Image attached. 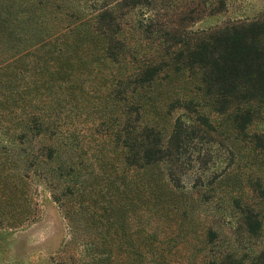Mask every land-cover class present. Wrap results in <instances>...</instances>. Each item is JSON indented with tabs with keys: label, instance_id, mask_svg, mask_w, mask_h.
<instances>
[{
	"label": "trees",
	"instance_id": "obj_1",
	"mask_svg": "<svg viewBox=\"0 0 264 264\" xmlns=\"http://www.w3.org/2000/svg\"><path fill=\"white\" fill-rule=\"evenodd\" d=\"M74 1L0 0V107L5 102L17 104L15 98H18V143L21 144L23 139L39 134L48 126L33 113L38 107L34 97L39 91L67 92L77 87L73 81L86 68L97 70L105 63L130 64L129 71L127 67L116 69L109 79L115 100L125 103L126 108L123 117L113 118L111 124L117 127L114 139L122 138V145L129 153L123 158L126 168L147 177L144 204L150 229L143 250L139 244L130 243L126 257L117 258L108 223L100 234V244L88 248L87 259L76 261L68 256V263L61 260L60 264H181L182 261L183 264H264V248L251 257L239 252L240 243L215 252L212 247L216 246V233L212 228L207 227L199 237L190 234L187 228L183 230L181 217L185 219L187 212L180 197L186 186L177 174L181 171L179 155L183 152L182 137L188 141L195 137V132L176 118L166 135L162 132L163 125H159L161 119L142 123L140 118L142 106L158 93L157 87L168 84L172 89L171 84H176L173 91L179 96L169 101L168 109L181 103L209 129L207 114L200 112L203 106L189 97L193 94L213 104L212 112L229 111L231 126L246 135L253 115L264 104V12L251 20L194 28L192 25L199 19L197 5H184L183 10L175 7L168 20L162 21L158 16L166 14L160 13L158 7L172 6L173 0L112 3L90 0L84 7ZM140 6L150 14L139 12L132 22L124 18L128 10ZM220 7L222 2L210 8V13ZM29 68V77L24 81L23 75ZM40 102L45 108L47 104L42 99ZM251 143L256 152H264V131L252 134ZM51 156L49 151L47 158ZM75 164L79 167L80 162ZM73 165L74 162L66 161L57 169L62 167L60 173L65 176L73 171L80 173ZM98 178V175L92 178L94 183H98ZM257 180L252 189L254 198L261 201L264 185ZM119 183L114 186L115 197L111 199L116 207L112 205L111 210L124 214L119 198L125 197L128 206L134 205L142 188L134 181H126L125 185L123 178ZM195 186L192 183L189 187ZM73 193L65 190L61 194ZM201 201L207 200L203 197ZM231 202V209L239 218L237 230L256 235L261 226L260 211L254 210L257 203L248 204L236 197ZM25 205V202L21 204ZM24 210L19 215H26ZM64 213L73 225L70 221H77L79 208L74 211L67 208ZM27 220L26 215L18 225ZM207 246L209 251L198 262L193 261L192 256ZM187 250L191 252L190 258L180 256L186 255ZM175 255H179L178 259H174Z\"/></svg>",
	"mask_w": 264,
	"mask_h": 264
},
{
	"label": "rangeland",
	"instance_id": "obj_2",
	"mask_svg": "<svg viewBox=\"0 0 264 264\" xmlns=\"http://www.w3.org/2000/svg\"><path fill=\"white\" fill-rule=\"evenodd\" d=\"M89 1L75 0L74 3L84 7ZM221 2L222 7L210 13V8ZM172 4L174 6L158 7L160 13L166 14L159 15L158 19L168 20L175 7L183 10L184 5H197L195 11L199 19L192 25L194 28L251 20L264 12V0H173ZM139 12L145 16L150 14L140 6L128 10L124 18L132 22ZM129 65L105 63L97 70L86 68L73 81L77 83L76 88L59 94L55 89L51 93L39 91L34 97L38 107L33 113L48 126L39 134L26 137L21 144L18 143V98H15L17 104L5 102L4 107H0V264H60L61 260L68 263V256L76 261L87 259L88 248L100 244V234L105 232L108 223L117 258L126 257L130 243L144 249L150 229L144 204L147 177L126 168L123 158L127 149L122 145V138L114 139L117 127L111 124L113 118L123 117V108H126L125 103L115 100L109 79L116 69L127 67L129 71ZM30 71L26 69L24 81ZM175 85L171 84L172 89L168 84L157 87L158 93L142 106L140 118L142 123L161 119L159 125H163L162 132L166 135L176 118L184 126L189 124L195 132V137L188 141L182 137L183 152L179 155L181 171L177 174L186 186L180 197L181 206L187 212L185 219L181 217L182 228L199 237L210 227L216 233V246L212 251L240 243L239 252L244 251L251 257L264 248V199H255L252 189L257 179L264 185V152H256L251 143L252 134L264 131V104L253 115L244 135L231 126L229 111L212 112L213 104L191 94L189 97L203 106L200 112L208 116L207 129L196 119V113L188 112L181 103L168 109L169 101L179 96L173 91ZM40 99L47 104L45 108ZM49 151L52 156L48 159ZM66 161L74 162V169L79 168L80 173L61 174L62 167L57 169V166ZM76 162H80L79 167ZM95 175L99 177L98 183L92 180ZM121 178L125 185L126 181H134L142 189L134 205L128 206L125 197H120L118 202L125 212L117 214L116 209L111 210L112 205L116 207L111 197H115L114 186L121 184ZM192 183L196 184L194 189L189 187ZM65 190L74 193L61 194ZM203 197L207 200L205 203L201 201ZM233 197L248 204L257 203L254 210L260 211L261 226L256 235L237 230L239 218L231 209ZM107 204L110 207L107 208ZM67 208L73 211L79 208L77 221H70L73 225L64 217ZM24 209L28 220L18 225L26 216L19 215ZM190 240L195 242L193 238ZM209 248L192 256L193 261L198 262ZM189 254L187 250L186 255L180 256L190 258ZM178 257L175 255L174 259Z\"/></svg>",
	"mask_w": 264,
	"mask_h": 264
}]
</instances>
